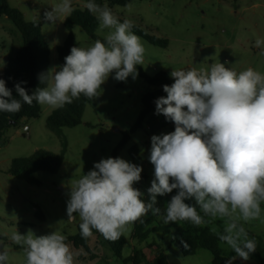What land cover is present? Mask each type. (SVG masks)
<instances>
[{"label": "clouds", "instance_id": "9594fccd", "mask_svg": "<svg viewBox=\"0 0 264 264\" xmlns=\"http://www.w3.org/2000/svg\"><path fill=\"white\" fill-rule=\"evenodd\" d=\"M83 7L98 20V31L108 30L103 40L88 47H71L63 65L40 75V82L47 86L31 94L21 86L26 83L22 81L15 84L14 96L0 78V112L16 113L23 103L33 101L62 108L81 95L98 97L113 73V79L120 82L137 78L145 48L132 31L133 21L121 22L107 4L95 0H87ZM74 10L72 0H60L43 17L55 23ZM255 47L264 55V39H257ZM170 76L174 82L163 85L166 96L155 100V111L175 127L151 137L149 161L154 179L147 189L148 199L134 187L141 180V166L119 157L102 158L73 181L66 202L67 219L71 222L78 215L84 239L96 230L116 241L128 225L153 208L158 196L175 190L167 202L166 220L200 225L204 217L198 206L205 216L225 221L220 239L246 261L256 251V241L240 222L260 218L264 203V73L251 67L237 72L219 62L208 68L172 70ZM153 210L159 212V208ZM9 239L23 247L26 264H75L67 238L59 231L44 235L31 229L26 234L14 231ZM8 259L5 247L0 251V264H7Z\"/></svg>", "mask_w": 264, "mask_h": 264}, {"label": "rangeland", "instance_id": "374dc122", "mask_svg": "<svg viewBox=\"0 0 264 264\" xmlns=\"http://www.w3.org/2000/svg\"><path fill=\"white\" fill-rule=\"evenodd\" d=\"M60 0H7L10 7L18 9L28 22L40 24L43 37L49 47L48 69L63 65L57 60L56 49L68 35L74 37L77 47H88L94 42L80 27L67 30L66 17H60L55 23L44 20L43 13L50 10ZM104 5L106 0H95ZM87 0H72L74 9H85ZM1 4V0H0ZM131 8L114 6L110 9L121 20L129 19L145 36L166 40L165 49L152 46L141 38L144 45V62L138 65L148 76L159 72L170 76L172 70L189 68H208L213 63H225L235 71L249 67L264 73V55L255 47L257 39H264V0H136ZM6 21V20H4ZM10 25V52L22 44V37L14 24ZM1 28V24H0ZM94 35L103 39L108 30L98 31ZM51 75V74H50ZM114 73L101 86L99 96L94 98L83 113L82 122L74 128H65L57 137L46 128V119L57 108L40 105V114L35 119H23L17 126L3 131L0 139V247L7 248V264H26L23 247L9 239L14 231L26 234L31 229L36 235L59 231L65 236L77 233L78 215L73 221L67 219L66 202L73 181L93 169L95 162L112 157L114 149L123 139V133L136 122L140 112V99L151 87L138 75L120 82L113 79ZM169 133L164 130L154 135ZM151 134L145 128L136 130L127 144L118 150L117 157L142 167L141 180L134 187L148 199L147 189L154 179V166L149 161ZM65 144L66 152L62 165L56 174L38 172L35 174L38 185H30L11 176L8 171L13 159L29 157L36 151H48L61 154ZM170 194L158 196L157 203L143 216L151 213L157 224L172 231L171 225L181 226V220L167 221L166 206ZM187 203L195 204L194 200ZM159 208V212L153 209ZM261 216L248 222L241 221L248 237L256 241V251L248 260L237 256L226 243H219L223 254L229 257L228 264H264V203L261 204ZM202 227H207L216 235H223L225 221L205 216ZM40 213L43 220L37 217ZM142 216V217H143ZM141 217V218H142ZM140 218V219H141ZM139 219V220H140ZM134 223L127 226L123 236L127 240L121 257L132 254V249L142 250L141 264H148L152 257L146 243H159L169 240L171 233L151 235L146 242L131 239ZM92 246V242H91ZM75 264L80 251L70 244ZM104 247V246H102ZM105 248V247H104ZM144 248V249H143ZM106 249V248H105ZM111 260L102 258L99 264H124L106 250ZM168 264H211L212 255L206 250H198L194 256L185 257L177 249L168 251ZM131 264V263H129Z\"/></svg>", "mask_w": 264, "mask_h": 264}, {"label": "trees", "instance_id": "16d2710c", "mask_svg": "<svg viewBox=\"0 0 264 264\" xmlns=\"http://www.w3.org/2000/svg\"><path fill=\"white\" fill-rule=\"evenodd\" d=\"M134 1L136 0H106V4L109 8L114 6L125 7ZM0 16L8 18L22 37V47L16 56L8 62L4 70L3 79L6 81V86L12 89L14 96L16 95L14 86L18 82H26L21 86L25 87L29 94L38 87H46L47 82L41 83L39 77L41 74L49 71V47L43 37L40 24L26 21L24 15L18 9L8 5L7 0H1ZM98 25L99 22L96 17L86 8L83 10L76 8L64 20V26L67 30H71L74 26L80 27L93 42L97 39L103 40L94 35ZM132 31L152 46L165 49L168 45L166 40L145 36L136 26L132 28ZM73 46H77V44L70 33L65 42L56 49L57 60L61 64L64 63V57L70 53V49ZM137 72L140 78L151 87V90L141 96V109L137 120L130 129L123 133L122 141L112 153L113 158L117 157L118 150L127 144L131 135L136 130L144 128V123L149 115H158L155 111V100L161 96H166V93L163 91V85L172 84L171 79L164 72H159L150 77L139 66H137ZM48 75L50 79V73ZM16 98L19 99V97ZM94 98L89 99L81 95L79 99H74L72 103L52 111L46 119L47 130L60 137L63 129L74 128L80 125L85 108L91 104ZM40 110V104L33 101L31 105L23 103L21 110L16 113L0 112V139L5 129L17 126L23 119L38 118ZM63 146L64 148L59 155L39 150L29 157L13 159L8 173L14 178L30 185H38L39 182L35 178L36 173H58L66 152L65 144ZM175 194L174 190L170 194V197ZM37 217L43 220V216L40 213L37 214ZM181 222V226L172 224L173 230L168 231L163 226L157 224L156 217L150 214L143 223L134 225L133 238L139 242H145L151 235L171 233L169 240H162L160 244L153 243L148 245L149 249L156 248L153 264H168L166 253L170 248L177 249L185 257L194 256L198 250H206L212 255L211 264H228L230 258L223 254L219 246V243L224 242L220 239L221 235H216L207 227L195 225L187 220H181ZM79 223L77 224V233L74 236H66V243L71 244L74 249H83L90 255V259L97 258L89 248L90 238L96 236L99 244L111 252L115 258L122 260L123 263H140L143 257L142 250L133 249L131 256L125 259L121 257L122 249L126 243L123 235L116 241H110L105 239L98 231L93 230V235L84 239L80 235ZM0 240H4L1 235ZM3 245L4 243L0 249H2Z\"/></svg>", "mask_w": 264, "mask_h": 264}, {"label": "crops", "instance_id": "0c3cea01", "mask_svg": "<svg viewBox=\"0 0 264 264\" xmlns=\"http://www.w3.org/2000/svg\"><path fill=\"white\" fill-rule=\"evenodd\" d=\"M0 6H1V4H0ZM4 20H6V21H4ZM8 21H9V19L6 18L5 16H0V24H1V28H0V78H2V79L4 76V70H5L8 62L16 56L17 52L22 47V44L17 45L16 48L14 49L13 54H11L10 47H9L11 29H10V25H9ZM174 127H175L174 123L167 121L163 115L151 114L147 117V119L144 123V128L153 135L160 133L164 130H168V132H172V131H174ZM150 214L151 213H148L147 216L145 215L140 220H137L136 222H134V225L143 223L149 217ZM133 228H134V226H133ZM131 239L134 240L133 233H132ZM160 241H162V240H160ZM91 242H92V246H91ZM126 242H127V240H126ZM153 243L154 242L146 243L145 247H144V248L148 249V255L146 256V259H148L149 253L153 254L152 257L150 259H148L149 260L148 264H153V259H154V254H155L156 248H154V247L151 249L148 248V245H151ZM160 243L161 242H159L158 244H160ZM89 248H90L91 252L94 255H96L97 258L90 259V255L88 253H86L83 249H77V251H80L78 256H77V260L81 259L82 264H99L102 262V258H105L107 261L111 260L110 256L108 257L106 254L107 249H105L104 247H102V245L99 244V241H98L96 236H92L90 238ZM133 249H136V248H133ZM133 249H132V251H133ZM170 249H172V248H170ZM168 251L166 253L167 260H168V256H169ZM128 257H125V258H128ZM125 258H123V259H125ZM120 261H122V260H120ZM126 264H129V263H126ZM139 264H141V263H139Z\"/></svg>", "mask_w": 264, "mask_h": 264}]
</instances>
